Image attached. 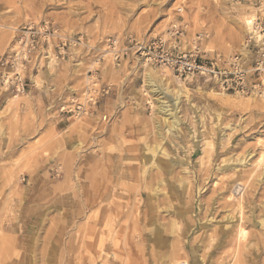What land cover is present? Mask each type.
Listing matches in <instances>:
<instances>
[{
  "label": "rangeland",
  "instance_id": "1",
  "mask_svg": "<svg viewBox=\"0 0 264 264\" xmlns=\"http://www.w3.org/2000/svg\"><path fill=\"white\" fill-rule=\"evenodd\" d=\"M263 15L264 0H0V58L15 30L40 20L68 38L67 55L50 58L55 70L36 65V55L19 70L28 84L19 98L12 101L0 85V264H196L198 255L212 251L218 264L229 261L223 256L264 264V178L257 183L249 177L250 167L241 168L243 174L219 171L223 160L235 162L248 151L252 164L264 152V97L211 96L208 91L222 92L209 82L173 80L171 86L183 85L188 95L177 111L181 129L163 135L162 148L187 162L189 173L173 167L164 176L169 194L160 192L159 209H152L142 184V154L157 142L153 97L160 93L151 97L145 67L134 56L112 62L103 51L108 40L168 39L179 28L182 50L248 58V40L256 39L244 29V18L253 17L254 24ZM77 105L84 110L78 115ZM216 116L221 133L238 130L207 154L202 131H213ZM71 143L79 146L69 148ZM260 172L264 165L255 176ZM185 176L191 191L175 195L171 184ZM230 182L246 188L241 200L236 195L244 203L239 213L219 200L223 188L232 190ZM151 221L163 242L149 240ZM201 222L210 227L200 230ZM219 230L229 238L223 250L221 242L192 250L208 235L219 237ZM236 238L238 246L231 244Z\"/></svg>",
  "mask_w": 264,
  "mask_h": 264
},
{
  "label": "built area",
  "instance_id": "2",
  "mask_svg": "<svg viewBox=\"0 0 264 264\" xmlns=\"http://www.w3.org/2000/svg\"><path fill=\"white\" fill-rule=\"evenodd\" d=\"M253 26L257 38L248 40V46H251L248 58L239 54L204 57L196 47L182 50V30L179 28H173L168 39L157 37L143 41L127 37L123 40H108L103 51L112 62L134 56L138 60L170 70L179 80L201 79L213 84L222 93L264 97V15ZM53 39L59 40L54 42ZM67 41L68 38L59 36L57 29L47 20L15 30L13 45L0 58V66L4 69L0 74V85L12 95H23L28 84L19 70L26 67L34 55L37 56L36 65L42 62L43 67L51 56L63 59L67 55ZM73 112L78 115L84 110L77 105Z\"/></svg>",
  "mask_w": 264,
  "mask_h": 264
},
{
  "label": "bare ground",
  "instance_id": "3",
  "mask_svg": "<svg viewBox=\"0 0 264 264\" xmlns=\"http://www.w3.org/2000/svg\"><path fill=\"white\" fill-rule=\"evenodd\" d=\"M253 21H254L253 17H250L249 19L248 18H244L243 25L245 26L244 29L247 31V33L249 35L253 36L252 38H257V32L253 29ZM53 62H54V60H49L47 62L48 63V68H47L48 70L49 69L55 70ZM137 62L139 64H142V66L145 67L144 80H145L146 88L148 89V92L151 94V97H153L155 95L157 96L158 93H160L159 97H153V102L156 103V105L154 106V111H155V114L157 116H159V119L153 121L154 122V128H155V134H156L157 142H155V144L153 146L145 145V148H144L145 153L142 154V166H143V168L141 169L142 184H143V187L145 188V191H148L147 196H146L147 202L150 205V207L153 209V208H157L158 207L157 206V203H158L157 202L158 201L157 197L158 196L163 194V196L167 197V195L169 194V192L164 190L168 186L167 185L168 181L166 180V178L164 176L168 172H170L171 169L173 167H175L176 165H178L180 167L184 166L183 167L184 169L182 168L184 173L185 172H187L186 174L189 173V167H188V163L187 162H184V160L183 161H179L177 158L172 159L171 156L172 155L175 156V151H173L171 156H168V154H166V152L162 148V142L165 139V137H163V135H167V134H169L172 131L173 132L175 131V132L178 133L180 131V129H181L180 128V124L181 123L179 124L180 121H179V119L177 117V111L180 110V109L178 110V108H179V103H180L181 98L183 96L186 98V95H188V94H187L186 88L183 85L175 86V87L171 86V83L173 82V80H178L179 81V79H177L176 77H173L172 74L169 72V70H167V69H165L163 67H160L159 70H162V71H161V73H159L153 67H150L145 61H138L137 60ZM17 69H19V67ZM104 70H106V71L109 70V67L105 66ZM33 82H34V84L36 86L37 82H35V79H34ZM196 89L199 92L201 91L199 86ZM208 92L210 94H212L211 96H221V97L229 96L228 94H225V93L218 94V93H213L211 91H208ZM16 98H17L16 96H13L11 98V100L12 101L16 100ZM249 98L252 99V98H255V97H251L250 96ZM163 99H166V101H164ZM150 104L152 105V102ZM261 107L264 108V103H263V105ZM193 110H194V114L199 113V112H197V110H195V108ZM218 116H219V114H218ZM192 118H193V116H192ZM194 119H195V116H194L193 120ZM199 119H200V121H199L200 125L203 126L205 124L204 120L202 119L201 116H200ZM217 119H218V117L216 116V119L213 121V126L215 124L213 131H206L204 129H203L204 131H202L203 132V137H204V143H205L203 147H204V149H206V150H204V149L203 150L207 154L209 153V151L214 149V145L218 144L219 142L226 143L228 141V139L230 138L231 134L235 130L236 131L238 130V129H234V126H233V127H229L228 128V134H226L225 132H224V134H223V132L221 133L219 131V129H218V126H217V123H218ZM224 129H226V128H224ZM186 130L188 131V133L190 134V137H191V134H192L193 131H191L190 128H187ZM213 132H215V133H213ZM261 144L264 145V142H261ZM196 145H197V143L193 141V147L196 146ZM77 146H79V145L71 143V144H69L68 147L69 148H73V147H77ZM175 148L178 149L179 147H177V145H175ZM252 158H253V155L251 153H249L248 151H245L244 155H243V158L239 157L238 160H235V162H233L234 159L233 160H231V159L223 160L222 159L223 160L222 161V165H221L220 169L219 168L218 169H219V171L223 172V171H225L228 168V169H230V170H232L233 172H236V173L239 171V174H241L242 173L240 171L241 168L250 167L251 171L248 174V176L250 175L249 177H251V178L253 177V179H255V181L257 183H260V182H262V180L264 178V172H260V174H257V176H255V173L260 171L261 167L264 165V152L254 162H252V164H251V163H249V161L252 160ZM238 166H239V169H238ZM244 170H245V168H244ZM150 171H152V172L156 171V174H151ZM184 182H188V185L186 187L184 186ZM232 185H233V188H231L232 190L229 191L228 189L223 188L220 191L219 200L223 201V203L225 205L224 206L225 208L233 209L235 212L239 213V211H241L242 207H243L242 206L243 200H242V202L240 200H241L242 196L244 195V192H245L246 188L240 182H236L235 184H232ZM172 186H173L174 189L178 190V191H174V194L176 195V194H179L180 192L181 193H185V192L191 191L192 184H191V181L189 182L188 176H185V177L179 179V182H178L177 186L174 183L171 184V187ZM237 194H239L238 198H240V200H238V198L236 197ZM198 208L202 209L201 204L198 205ZM115 209H116V207H115ZM157 209H159V208H157ZM231 212H232V210H231ZM177 215H178V219H183V213L177 211ZM239 216H241L240 217V221H239V222H241L242 215L239 214ZM231 218H229V216H227L226 220L230 221ZM211 219L212 218H210V220ZM206 222H201L200 223V230H207L210 227V225L206 224ZM154 223L155 222L151 221L150 225H149L150 230H151V233H150V236H149L150 237L149 240L150 241L152 240V241H154V243L158 244V242H163V239L161 238V233H159L157 228H155L156 226H154ZM260 223L264 224V218H262ZM174 225H175V221H172V226L174 227ZM231 226H232V224H231ZM241 227L242 226L240 225L239 230H240ZM241 230H240V232H241ZM218 234H219V237L214 236V233L212 235H208L207 237L205 236L206 240H208V241L206 243H203V242H205V240H202L199 245H193L192 246V250H194V252H195V250L198 249V251H199V248L201 247L202 249L200 248V250L204 251V250L209 248V242L213 243V246H212L213 249L216 246H218L219 242H221L220 248H221V250H223L226 246H228L230 244L229 243V238H227V235H228L227 234V230H219ZM245 236H246V234L244 233V231H242L240 233V238L244 242H245ZM236 240H237V238H236ZM236 240L235 241L232 240L233 242L230 240V242H232L231 244L232 245H237L239 240H237V241ZM240 243L241 242H239V244ZM100 244H101V242H100ZM246 245L247 244H245L244 247H246ZM234 248H237V247L235 246ZM237 253L238 252H236V254ZM111 255L113 256V254H111ZM213 255L216 256L215 253L213 254V251L211 253H209V254L204 255V256H199L198 255L197 262H195V263L196 264H218L217 263L218 258L216 257L215 259H213ZM226 255H228V254H226ZM230 255H231V253H230ZM237 256L239 257V255H237ZM193 257H195V255ZM223 257H224V259H227V258L229 259L227 264H234L235 262L237 264V262H238L237 260L239 259V258L238 259L236 258L235 260H233L231 257H225V256H223ZM232 257H233V254H232ZM233 258H235V257H233ZM184 261H186L185 258L182 259L181 262L184 263ZM178 262H180V261H178ZM106 263L108 264V262H106ZM102 264H104V263H102ZM185 264H187V263H185ZM221 264H223V263H221Z\"/></svg>",
  "mask_w": 264,
  "mask_h": 264
},
{
  "label": "crops",
  "instance_id": "4",
  "mask_svg": "<svg viewBox=\"0 0 264 264\" xmlns=\"http://www.w3.org/2000/svg\"><path fill=\"white\" fill-rule=\"evenodd\" d=\"M13 96H16L17 98H19V95H16V94H14Z\"/></svg>",
  "mask_w": 264,
  "mask_h": 264
}]
</instances>
